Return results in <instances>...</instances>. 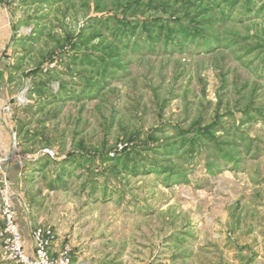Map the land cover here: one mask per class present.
<instances>
[{
    "label": "rangeland",
    "instance_id": "1",
    "mask_svg": "<svg viewBox=\"0 0 264 264\" xmlns=\"http://www.w3.org/2000/svg\"><path fill=\"white\" fill-rule=\"evenodd\" d=\"M5 2L0 186L19 226L29 170L26 199L40 188L56 213L54 259L264 264V0ZM4 231L0 217V264H18Z\"/></svg>",
    "mask_w": 264,
    "mask_h": 264
},
{
    "label": "built area",
    "instance_id": "2",
    "mask_svg": "<svg viewBox=\"0 0 264 264\" xmlns=\"http://www.w3.org/2000/svg\"><path fill=\"white\" fill-rule=\"evenodd\" d=\"M13 159L24 167L29 158L22 154L16 134L13 135ZM12 160V159H11ZM5 160L0 158V164ZM0 217L4 222L8 235L9 255L18 264H73V252L70 247H65L56 259L50 255L52 246L58 241L57 233L52 229H36L34 232V254L28 255L25 240L18 224L17 212L12 202L11 183L3 173L0 186Z\"/></svg>",
    "mask_w": 264,
    "mask_h": 264
},
{
    "label": "crops",
    "instance_id": "3",
    "mask_svg": "<svg viewBox=\"0 0 264 264\" xmlns=\"http://www.w3.org/2000/svg\"><path fill=\"white\" fill-rule=\"evenodd\" d=\"M13 7H14L13 5L12 6L7 5L5 0H0V26L2 27L1 28L2 29L1 48L3 46H5V47L9 46L10 47L13 44L12 43L13 38L11 39L12 34H13V28H11V26H10V23H12L11 15L13 13V9H12ZM19 55L20 54H16V53L13 54L12 59L16 58ZM3 71H4V69H3ZM5 74H6V72H5ZM2 75H4V72ZM7 102L5 100V101L1 102L2 103L1 105H6ZM7 123L8 122H6V119H5V123H2L0 121V146H2L6 151H9V149H10L9 148V143H10L9 133H10L11 128H8L7 126L4 125ZM9 123H10V121H9ZM11 167L12 166H10V168ZM14 168L16 170V167H14ZM14 168L10 169L9 174H13ZM27 172L29 173L30 171L28 170ZM28 173H25V175H22L21 173L19 174V176L21 178L20 179L21 183H19V185L17 184L18 185L17 187L15 186L16 187L15 191L17 189V195L20 196L21 200H24L25 215H23V216H24L25 220L24 221L21 220L20 227L22 230V234L24 236L26 249L29 253H33L34 252V244H33L32 237H33L36 229H39V228L48 229L50 226H52V227L54 226L55 228H57V223H56L55 216H54L56 213L51 216V214H52V213H50V211H51L50 206L51 205L48 207L47 201L46 200L44 201V199H43L44 193L42 191H40V188H38L37 189L38 191L35 192L36 195H35V197L32 198L33 201L28 202V200L26 199V197H25L26 194L24 192L27 191L25 189L26 188L25 187V180H26L27 176L29 175ZM10 178H11V175H10ZM11 180H15V182L19 181L18 178L15 176ZM16 206H18V202H16L15 207ZM48 208H50V209H48ZM63 228H64L63 225H61L59 228V231L62 232ZM56 246L58 247V245H56ZM56 246H54L53 248L54 249L57 248Z\"/></svg>",
    "mask_w": 264,
    "mask_h": 264
}]
</instances>
